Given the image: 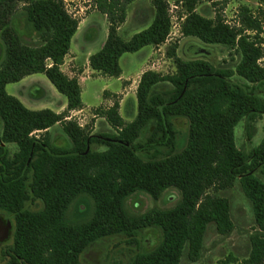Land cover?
Listing matches in <instances>:
<instances>
[{"label": "trees", "instance_id": "obj_1", "mask_svg": "<svg viewBox=\"0 0 264 264\" xmlns=\"http://www.w3.org/2000/svg\"><path fill=\"white\" fill-rule=\"evenodd\" d=\"M70 1L74 0H0L5 51L0 64V213L10 216L13 225L11 243L0 249V264H94L81 259L91 244L122 235L127 244L138 247L140 232L150 228L159 231L158 242L135 252L129 264H180L185 250L187 258L196 261L210 223L221 235L232 231L229 199L217 192L237 180L251 202L256 225L243 263L264 264V182L255 174L264 167V136L244 151L234 135L235 126L244 119L246 139L251 140L256 121L264 114V0H257L255 9L238 5L232 22L223 16L225 0H209L213 18L196 11L201 0H181V36L198 39L200 54L209 52L203 46L222 45L231 60L234 56L238 60L223 65L225 61L215 64L197 55L183 59L176 52L178 43H171L166 55L174 72L146 70L140 75L137 112L129 122L119 114L117 100L96 109L112 129L97 133L67 118L83 106L78 80L60 69L79 23L67 9ZM132 1H89L108 21L104 44L89 56L90 68L102 75L119 77L123 53L167 40V0H150L154 15L146 28L128 40L119 35ZM18 8L37 34L38 45L24 43L13 27ZM36 73L65 96L63 111L30 109L7 93V84ZM174 117L188 121L181 149H177ZM57 123L69 147L50 140L48 129ZM9 143L16 145L12 153ZM169 187L180 192L173 207L151 208L137 216L126 213L124 201L129 195L143 191L157 200ZM80 195L91 198V214L70 223L66 212ZM37 202L41 208L32 209Z\"/></svg>", "mask_w": 264, "mask_h": 264}, {"label": "rangeland", "instance_id": "obj_2", "mask_svg": "<svg viewBox=\"0 0 264 264\" xmlns=\"http://www.w3.org/2000/svg\"><path fill=\"white\" fill-rule=\"evenodd\" d=\"M169 3V14L176 27H173L172 31H176L178 28L177 23L178 15L184 13V9L181 6V0H167ZM209 0H201L197 4L196 10L203 15H207L210 10H212L211 2L206 3ZM216 2H221L222 0H215ZM227 3L223 10V16L228 22L233 21L234 12L238 5L246 4L251 8H256L257 0H225ZM242 1V2H241ZM89 0H75L69 2L67 9L73 13L75 16L81 20L84 18L88 11ZM140 10L137 11V18L140 17L139 12H143L145 17L150 16V0H141L139 2ZM177 6L175 8L174 6ZM220 5H217L219 8ZM130 10V8H129ZM99 19L95 22L101 21V15L97 14ZM13 27L16 29L17 33L21 37V40L29 45H38L39 39L37 34H35L30 26L27 24L24 14L21 8L15 10L12 18ZM181 23V22H180ZM135 30H132V25L129 24L125 31L121 32V36L124 39L129 38L134 34ZM96 35V36H95ZM95 41H91V46H96L99 42V33H95ZM93 36V37H94ZM83 33L80 29L76 38L74 40L75 47L80 48L82 43ZM171 39L162 46L161 50H157V46L152 48V55L149 57V63H157L156 68L161 74L173 73L175 70L174 63L172 59L166 55V48L171 43L177 42L178 48L176 50L177 54L183 59H189L193 56H198L204 59H210L215 64H233L238 60V56H234L231 60L228 54V48L222 47V45L214 46H203L209 52L207 54H200L197 52V47H202L199 45L200 42L194 37H184L178 32H175ZM164 42V43H165ZM204 45V44H203ZM151 45L143 47L142 50L137 52H126L120 59L121 66L128 73L130 70H137L141 65L145 63L147 54L150 52ZM199 54V55H198ZM196 56V57H197ZM5 51L4 45L0 39V64L4 60ZM264 65V62H262ZM120 65V64H119ZM83 77L89 76L88 74H82ZM34 79V80H33ZM36 79V80H35ZM234 79L241 81L237 77ZM126 91V96L122 105V117L125 122L131 121L137 112L136 104V80ZM99 83L95 82L91 85L92 90L99 88ZM84 87V82H83ZM8 94L18 96L20 94V99L23 101L26 107L30 109H42L51 108V110H57L62 102H66V98L63 94L59 93L54 86L49 82V80L40 73L34 74V76L27 78L24 82H13L9 83L5 87ZM122 97L123 94H119ZM117 95L113 98L116 100ZM18 98V97H17ZM20 100V101H21ZM21 101V102H22ZM94 102V100H92ZM104 108L103 105L95 101L93 105L85 107L83 112L86 115L85 118V128L91 133L97 132H110L111 127L107 124L105 119L97 114L96 109ZM174 122L175 129L177 131V149L183 148L186 142L188 133V121L183 117H174L172 119ZM255 134L251 140L246 139L244 130V119L239 121L234 128L235 142L238 148L244 151L250 150L252 147L256 146L261 138L264 136V114H262L256 121L255 124ZM50 140L52 143L59 147H69L70 143L67 136L63 133L60 124H55L49 128ZM141 137L146 134V131L141 133ZM10 153L16 150V145L9 143L7 145ZM97 150H103V147L93 146ZM255 174L264 182V167H260L255 171ZM218 195L227 197L230 202V215L233 222V229L227 235L219 234L213 223L207 226V230L204 235L203 248L200 257L196 261H191L186 256V250L184 251L180 264H219L220 261H225L229 259V264H244L243 260L248 256L250 250L249 236L254 232L256 225L254 222L253 212L251 202L243 194L238 180L235 181L231 188L220 190L217 192ZM180 200V192L174 188H167L161 196L154 200L149 194L143 191L135 192L129 195L124 201V209L126 213L130 216H137L146 212L151 208L158 209H168L173 207ZM85 203L88 208H85ZM32 209H40L41 204L37 202L35 205H31ZM92 200L87 195L78 196L72 204L69 206L66 212V219L70 223L78 222L88 218L91 214ZM0 217L4 220V223L9 220L12 223V218L7 214L0 213ZM12 229V228H11ZM11 229L9 231V237L0 242V249L7 244L11 243ZM160 233L156 228H150L140 232L139 239L140 243L138 247L133 244H127L125 237L122 235H115L112 237L103 238L93 244H91L82 254L81 259L85 262H90L94 264H129L131 257L135 252L139 250H147L152 248L159 240ZM0 259V263H1Z\"/></svg>", "mask_w": 264, "mask_h": 264}, {"label": "crops", "instance_id": "obj_3", "mask_svg": "<svg viewBox=\"0 0 264 264\" xmlns=\"http://www.w3.org/2000/svg\"><path fill=\"white\" fill-rule=\"evenodd\" d=\"M243 1V0H242ZM241 1V2H242ZM139 2L141 0H133L128 6H127V14L125 22H123L119 28L118 33L121 36V32L125 31V28L131 24L132 30H135L134 34L143 30L146 28L152 21L154 10L151 5L150 7V16L145 17V14L143 12H139L140 17H136L137 11L140 10L139 8ZM210 1H207L208 4ZM256 7L258 6V2H256ZM130 8V10H129ZM137 11H134L136 10ZM197 9V8H196ZM197 11V10H196ZM198 12V11H197ZM200 13V12H198ZM97 14L101 15V21L95 22L96 19H99V16ZM201 14V13H200ZM214 10L212 7V10L207 15H203L208 18L214 17ZM82 30L83 37H82V43L80 45V48L77 49L74 44V40L76 38V35L78 34L79 30ZM99 33V37L102 36V38H99V42H97V45L91 46L90 42L95 41V33ZM108 33V21L105 14L100 13L97 10H90L88 11L87 15L79 20L77 30L74 34V36L71 39L70 42V48L68 53L65 55L63 59V63L60 66L61 71L67 75L69 78H76L78 80V83L81 88V100H82V108L88 107L90 105H93L96 102L103 105L104 108H108L113 104L115 99L113 98L115 95H117V101L119 104V114L122 116V105L124 102V98L126 96V91H128V88L132 85L131 80L133 79V83L136 80V86L138 84V81L140 79V75L146 71V70H153L156 71L157 68H153L152 62L149 63V57L153 54L152 48L154 46H150V52L147 54V58L145 60V63L141 65L137 70H130L128 73L123 69L121 66L120 59L122 58L123 54L119 58V64L121 68V74L119 77H110L102 75L89 66V56L95 52H97L102 45L104 44L106 37ZM95 35V36H94ZM133 35V34H132ZM94 36V37H93ZM122 37V36H121ZM131 37V36H130ZM129 37V38H130ZM123 38V37H122ZM127 38L126 40H128ZM168 42V40H167ZM165 43L158 45L157 50H161L162 46L165 45ZM148 46V45H146ZM145 47V46H144ZM143 47L140 49L142 50ZM138 50V51H140ZM137 52V51H136ZM158 72V71H157ZM82 74H88L89 76L83 77ZM34 76V74L27 75L23 77L19 82H24L25 79L30 78ZM34 80V79H33ZM36 80V79H35ZM84 82V87H83ZM95 82H98L99 88L96 90H92L91 85ZM119 94H123L122 97H119ZM20 94H18V97L20 99ZM21 100V99H20ZM94 100V102L92 101ZM22 101V100H21ZM23 103V101H22ZM25 105V104H24ZM66 102H62L60 104V107L57 110H53L54 112H61L65 109ZM51 109V108H50ZM54 126V125H53ZM49 130V129H48Z\"/></svg>", "mask_w": 264, "mask_h": 264}, {"label": "built area", "instance_id": "obj_4", "mask_svg": "<svg viewBox=\"0 0 264 264\" xmlns=\"http://www.w3.org/2000/svg\"><path fill=\"white\" fill-rule=\"evenodd\" d=\"M75 1V0H74ZM90 1V0H89ZM70 2H73V1H70ZM68 3L69 2H67V6H68ZM175 8H177V6L175 5L174 6ZM88 8L90 9V10H94V7H93V9H92V6L90 5V4H88ZM69 11V10H68ZM69 12H71V11H69ZM72 14H73V16H75V13H73V12H71ZM76 17V16H75ZM183 17H184V15H182V16H180V17H178V20H179V22L177 23V26H178V28L176 29V31H172V29H173V27H176V23H174L173 21H172V19H171V16H170V32H169V35H168V37H167V40H169V39H171V37L170 36H172L173 34H175V32H178L180 35H181V31H180V22L182 21V19H183ZM166 40V41H167ZM156 65H157V63H152V66H153V68H156ZM68 119H72V120H74L75 122H76V124L79 126V127H81V128H84L85 127V118H86V115H85V113L83 112V110L82 109H78V110H72V111H70V113H69V115H68V117H67ZM36 133H38V132H33V134H36Z\"/></svg>", "mask_w": 264, "mask_h": 264}, {"label": "water", "instance_id": "obj_5", "mask_svg": "<svg viewBox=\"0 0 264 264\" xmlns=\"http://www.w3.org/2000/svg\"><path fill=\"white\" fill-rule=\"evenodd\" d=\"M0 242L7 239L9 237V231L12 227L11 221L7 220L5 223L0 217Z\"/></svg>", "mask_w": 264, "mask_h": 264}, {"label": "flooded vegetation", "instance_id": "obj_6", "mask_svg": "<svg viewBox=\"0 0 264 264\" xmlns=\"http://www.w3.org/2000/svg\"><path fill=\"white\" fill-rule=\"evenodd\" d=\"M4 221V220H3ZM13 226V225H12ZM12 228V227H11ZM0 229H1V227H0ZM12 230V229H11Z\"/></svg>", "mask_w": 264, "mask_h": 264}]
</instances>
